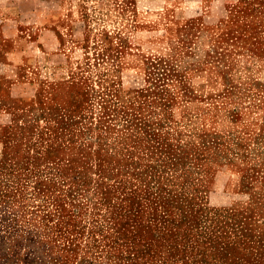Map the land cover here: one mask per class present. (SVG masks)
Listing matches in <instances>:
<instances>
[{"label":"rangeland","instance_id":"1","mask_svg":"<svg viewBox=\"0 0 264 264\" xmlns=\"http://www.w3.org/2000/svg\"><path fill=\"white\" fill-rule=\"evenodd\" d=\"M23 5L0 47V264H264V0L216 29L157 0Z\"/></svg>","mask_w":264,"mask_h":264},{"label":"crops","instance_id":"2","mask_svg":"<svg viewBox=\"0 0 264 264\" xmlns=\"http://www.w3.org/2000/svg\"><path fill=\"white\" fill-rule=\"evenodd\" d=\"M25 0H0V47L3 45V36L8 38L12 35L13 28H17L16 37H20V21L14 16H9L11 12L23 13V2ZM146 1V0H144ZM157 13L166 15H176L177 18L186 20L194 15H208L207 25L209 28L220 27L221 15L226 14L235 4L236 0H157ZM10 9H13L10 11ZM15 9V10H14ZM37 11V8L35 9ZM4 36V37H5ZM6 38V37H5ZM9 54L13 52L9 51Z\"/></svg>","mask_w":264,"mask_h":264}]
</instances>
